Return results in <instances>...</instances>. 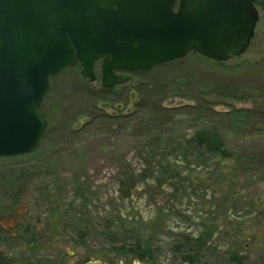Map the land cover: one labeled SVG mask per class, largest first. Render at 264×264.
<instances>
[{
  "label": "rangeland",
  "instance_id": "1",
  "mask_svg": "<svg viewBox=\"0 0 264 264\" xmlns=\"http://www.w3.org/2000/svg\"><path fill=\"white\" fill-rule=\"evenodd\" d=\"M168 64L119 72L105 92L100 62L96 83L79 67L64 70L40 106L48 127L39 147L0 157V228L19 219L31 224L42 264H264V8L244 55L216 63L190 53ZM148 86L154 90L141 101ZM89 104L109 117L86 126ZM131 127L180 138L217 127L232 155L187 161L172 150L155 161ZM244 154L251 166L238 163ZM129 169L135 187L126 196L120 178ZM78 177L85 186L79 195ZM8 211L13 219L4 217ZM78 212L84 224H70L69 213ZM127 226L151 242L147 263L112 248ZM200 235L206 246L197 259L175 249Z\"/></svg>",
  "mask_w": 264,
  "mask_h": 264
},
{
  "label": "water",
  "instance_id": "2",
  "mask_svg": "<svg viewBox=\"0 0 264 264\" xmlns=\"http://www.w3.org/2000/svg\"><path fill=\"white\" fill-rule=\"evenodd\" d=\"M256 0H0V157L35 151L51 79L78 64L112 89L119 71L146 72L191 52L217 62L244 54Z\"/></svg>",
  "mask_w": 264,
  "mask_h": 264
},
{
  "label": "trees",
  "instance_id": "3",
  "mask_svg": "<svg viewBox=\"0 0 264 264\" xmlns=\"http://www.w3.org/2000/svg\"><path fill=\"white\" fill-rule=\"evenodd\" d=\"M173 62H170L168 65H170ZM77 67H79V65L76 66L75 68ZM173 85L174 88H177L178 86L176 82ZM151 86H148V89L145 91L144 94L142 93L141 101H146L148 99L149 94L147 91H151V89L154 90L153 88H155V86H152L153 88ZM159 86L161 87V85ZM99 91L105 92L107 91V89H104L101 86ZM205 104H209V103H205ZM157 107H159V105H157ZM86 110L89 116V120L85 122L86 126L91 125L90 123H94L96 121V118L94 117H97L98 115H99L98 117L104 119L109 117V115H107L104 112L100 113L101 110L96 109L94 104H89ZM131 129L138 130L140 137L146 142V146L148 148H152L150 157L155 161L157 158L160 159L166 158L169 152L172 150L176 152H180V154L187 161L189 160L188 158L191 157L200 159V161H207L209 159L208 158L209 155L214 158L217 156L226 158L232 155V153L228 151L226 141L224 138V133L221 130H219L217 127H198V129H196L192 135L186 134L183 135V137L181 138L179 136H174L172 134L166 135L162 131L160 132L157 131V129L159 128L155 130L154 127H131ZM153 130L157 132L152 133ZM237 161L242 166L243 165L247 167L251 166L247 164L249 160L247 156H245V154L242 155L240 158H238ZM260 164H261L260 162H256V159L253 161V166L260 167ZM260 169L262 170V168ZM128 173H130V176H128ZM132 173L134 172H132V170L129 169L128 172H125L123 175H121L120 178L121 193L125 194L126 196L130 195V193L132 192L131 190H133V188L135 187V177H133ZM76 181H77L76 187L79 190L78 193L79 195L82 194V190H84L85 186L81 182L80 177H78ZM82 215L83 213L81 212H78L79 217H77V213H69L70 216V219H68V221H70L69 223L74 225L77 222L76 223L77 226L84 224L85 221L84 219H82ZM76 218L78 219V221L75 220ZM106 223L108 230H110V227L113 225V221L111 222L109 219H107ZM204 240L205 239L203 238V235H200L197 241L190 240L188 244H186L185 242L182 244H178L175 247V249L178 252L185 255L186 259L194 260L197 259L198 256H200V253L202 252L201 250L206 246L204 244L205 242ZM195 242L199 243L197 249H195L194 247ZM112 248L114 250L122 252L123 254L128 253L135 255L137 257V260L144 263H147L149 260L153 259L154 256V249L151 245V242L146 240L142 235H140L136 230V228H129V226L125 227L123 240L120 243H116V244L114 241V245L112 246ZM229 254L231 259H233L235 262L236 261L238 262L239 257L237 252H229Z\"/></svg>",
  "mask_w": 264,
  "mask_h": 264
},
{
  "label": "flooded vegetation",
  "instance_id": "4",
  "mask_svg": "<svg viewBox=\"0 0 264 264\" xmlns=\"http://www.w3.org/2000/svg\"><path fill=\"white\" fill-rule=\"evenodd\" d=\"M256 6L260 13V9L264 8V0H257ZM4 217L6 220L13 219L14 211H8ZM33 230L31 224L24 219L16 220L11 226L0 228V264H42L38 258L40 256L39 246L34 241ZM22 245L25 246L22 251H19ZM76 264L108 263L95 262L91 259L86 262L83 259Z\"/></svg>",
  "mask_w": 264,
  "mask_h": 264
}]
</instances>
